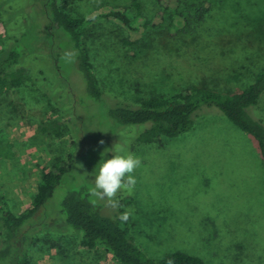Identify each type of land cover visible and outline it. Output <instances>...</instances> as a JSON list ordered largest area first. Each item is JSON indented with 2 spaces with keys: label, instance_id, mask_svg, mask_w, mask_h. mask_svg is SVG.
<instances>
[{
  "label": "rangeland",
  "instance_id": "obj_1",
  "mask_svg": "<svg viewBox=\"0 0 264 264\" xmlns=\"http://www.w3.org/2000/svg\"><path fill=\"white\" fill-rule=\"evenodd\" d=\"M44 1L0 0V51L14 44L31 78L0 100V147L14 149L12 157L0 159V197L14 213L22 212L31 206L42 172L58 158L75 155L72 170L25 228L31 231L30 264H118L103 248L83 249L81 235L65 223L61 206L74 191L111 214L106 216L127 214L133 238L152 260L184 252L205 264H264V162L252 136L216 108L204 107L189 133L146 145L137 138L148 126H120L110 115L119 105L174 94L195 83L226 94L244 91L264 66V0H182L180 6L174 0L168 10L156 0H137L143 18L136 25L149 23L144 34L112 21L91 26L88 47L105 90L100 101L88 93L68 33L49 29ZM132 4L81 0L69 13L91 18L125 7L135 18ZM208 4L211 11L197 23L195 13ZM162 10L165 29L175 10L189 18L183 34L172 38L150 28ZM222 37L228 39L219 49L225 60L200 52L203 40ZM220 61L229 65L219 67ZM48 120L65 123L62 139L41 134ZM106 149L105 158L132 154L142 161L133 173L135 187L113 198L121 203L117 207L93 194L95 168Z\"/></svg>",
  "mask_w": 264,
  "mask_h": 264
},
{
  "label": "trees",
  "instance_id": "obj_2",
  "mask_svg": "<svg viewBox=\"0 0 264 264\" xmlns=\"http://www.w3.org/2000/svg\"><path fill=\"white\" fill-rule=\"evenodd\" d=\"M79 1L81 0H45L48 27L51 31L64 30L68 33L76 51L78 68L86 80L88 93L92 98L100 101L105 98V90L97 76L98 71L92 60V52L88 47L90 37L87 30L105 20L115 22L130 31L144 34V30L149 28V23L144 22L141 26L136 25L143 18L142 6L137 0H133L132 4L136 11L135 18L130 17L128 9L125 7H113L91 18L74 17L69 13V9L72 3ZM173 1L156 0L164 10H168ZM176 1L179 6L185 4V1ZM210 9V4L206 5V9H198L195 13L196 22L203 23L206 15L211 11ZM156 15L159 22L153 21L150 28L162 32L163 35L166 33L172 38L183 34L190 24L189 18L183 12L175 10L168 17L169 23L165 29L162 25L166 13L162 10ZM182 19L183 22L180 24ZM174 26L178 27L175 32L170 30ZM161 27L163 30L160 29ZM20 37L21 35L16 36L15 39ZM171 41L177 40L171 39ZM10 42L12 44V40ZM227 42V37L213 41L203 40L200 52L203 53L205 50L211 57L215 55L220 59L226 58V55L221 57L219 49L223 48ZM128 44L133 43L129 42ZM169 45L174 44L170 42ZM14 46V44L9 45V49L0 51V100L11 93H16L31 80L29 71L22 66V55L13 49ZM57 55L55 66L59 69V54ZM132 56L137 57L134 53ZM218 64L219 67L226 68L229 62L220 61ZM236 67L244 69L245 65L236 64ZM10 102L14 107L13 102ZM51 106V103H48L46 107ZM204 107L216 108L240 130L252 136L258 142L264 162V118L261 115L263 114L261 109H264V66L253 83L242 92L220 93L195 83L174 94L141 99L136 105H119L110 110V115L120 126H148L138 136L137 141L151 145L160 143L163 138H178L192 131ZM63 125L57 120H48L41 129V134L51 133L57 139H62L65 135L64 129L61 128ZM75 144L76 142H73V146ZM13 155L14 149L8 150L0 147V159L10 158ZM74 162V153L69 154L65 158H58L49 171H43L37 194L33 198L31 206L20 213L13 212L5 196L0 197V264L31 263L29 252L26 250V243L30 241L31 231H25V228L53 197L64 176L72 170ZM120 204L118 203V205ZM61 208L65 223L81 235L80 246L83 249L93 251L103 248L113 255L118 264H205L202 258L184 252L171 253L159 261L148 258L132 236L133 225L130 219L125 220L116 215L106 216L111 214L105 209L104 214L106 215H104L101 208L88 200L81 191L70 192L64 199ZM32 223L33 221L29 224Z\"/></svg>",
  "mask_w": 264,
  "mask_h": 264
},
{
  "label": "clouds",
  "instance_id": "obj_3",
  "mask_svg": "<svg viewBox=\"0 0 264 264\" xmlns=\"http://www.w3.org/2000/svg\"><path fill=\"white\" fill-rule=\"evenodd\" d=\"M107 150L101 153L98 168H95L93 194L101 199L107 198L112 201V207H117L118 202L113 198L118 191H131L135 187L136 178L133 173L142 161L132 154H114L111 158H105ZM127 218V214L122 217L125 220Z\"/></svg>",
  "mask_w": 264,
  "mask_h": 264
}]
</instances>
